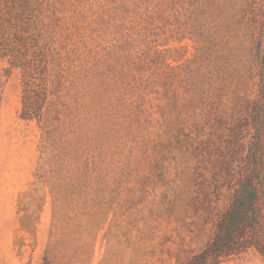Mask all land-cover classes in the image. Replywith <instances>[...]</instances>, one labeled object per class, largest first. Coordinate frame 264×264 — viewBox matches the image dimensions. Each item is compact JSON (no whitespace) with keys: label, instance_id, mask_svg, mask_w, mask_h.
Wrapping results in <instances>:
<instances>
[{"label":"rangeland","instance_id":"374dc122","mask_svg":"<svg viewBox=\"0 0 264 264\" xmlns=\"http://www.w3.org/2000/svg\"><path fill=\"white\" fill-rule=\"evenodd\" d=\"M236 2L0 0V264H184L207 244L226 161L264 159L239 28L213 51Z\"/></svg>","mask_w":264,"mask_h":264},{"label":"trees","instance_id":"16d2710c","mask_svg":"<svg viewBox=\"0 0 264 264\" xmlns=\"http://www.w3.org/2000/svg\"><path fill=\"white\" fill-rule=\"evenodd\" d=\"M233 9L236 26L229 27L221 11L211 15L216 39L213 51L218 52L219 59H228L231 42L227 34L239 28L242 54L237 58L242 71L249 79L258 77L254 87L256 97L247 98L246 103L253 108L251 116L256 129L253 144L260 149L264 143V0H237ZM250 157L249 167L242 163L233 166L226 161L228 174L233 179L236 168L240 167L230 204L218 214L207 244L184 264H218L223 258L252 248L264 255V159L258 152Z\"/></svg>","mask_w":264,"mask_h":264}]
</instances>
